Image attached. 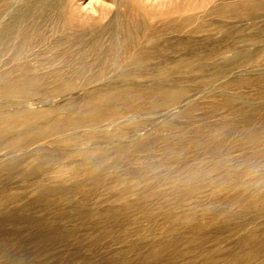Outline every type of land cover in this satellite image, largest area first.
<instances>
[{
  "label": "bare ground",
  "instance_id": "bare-ground-1",
  "mask_svg": "<svg viewBox=\"0 0 264 264\" xmlns=\"http://www.w3.org/2000/svg\"><path fill=\"white\" fill-rule=\"evenodd\" d=\"M61 1L25 0L13 12L7 13L3 17L0 16L2 17L0 19V53L8 52L7 57L2 58L0 56V92L12 96L16 91H19L21 94H25L23 97L30 96V98L22 100H15V98L13 99L10 96L7 99L5 97L1 99L0 96V105L15 106V109L12 112L10 111L11 113L4 114L5 116L0 117V232L9 231L12 236L21 240L20 243L24 244L28 239L34 238L38 233L54 231L55 226L59 222L61 223V221L70 217L68 216L70 214L68 208L73 204L72 199L75 195V187L73 184L54 186L53 183L57 182L59 184V181L64 182V180L66 181L65 177L69 175L74 176L84 171L87 177L83 179V183L90 186L98 185L100 182H105L104 184L107 185L106 183L111 181L125 184L124 186H127V183L130 186L129 178L137 176L141 179V177L145 178L148 174L150 176L147 179L152 183V169L155 168V171L156 168L170 170L174 166V163L168 161L171 155L170 144L173 142L186 139L191 140L192 148L190 152L197 159L189 165H179L182 171L180 173H185L186 175L175 177V179L171 178V183H169L170 181L168 182L170 185H164L163 189L152 193L149 202H147L148 200L145 203L140 202L141 204L135 202L136 204H140L143 210L150 206L163 209L168 206L169 199L184 197L190 190L196 192V189H201L200 182L194 178V175H190L192 174L188 169L190 165L194 164L198 168L207 167L208 157L229 158L231 152L234 150L239 153L238 157L242 160L240 163L237 162L235 166L238 169L250 153L264 151V114L259 117H255L254 115V111L258 109V107L254 106L255 103L259 102L261 104L260 108H264V64L258 65L259 62L264 60V0H223L222 2H218V4L216 3L210 6L205 14L199 15L196 18V26L193 29L191 28L190 34L187 35H182L183 24L187 23L192 17H182V13H178L181 17L179 20L172 19L167 23L157 26L151 24L147 26L137 19L135 12L131 11L125 14V12L127 13L126 9L122 12L119 11L118 1L122 0H115L117 9L111 12V20L109 21L110 30L103 31V26L101 25L100 27H91L86 33L80 34L77 31V26L67 23L69 17L66 10L61 6ZM175 1L177 2L178 0ZM81 6L83 5L81 4ZM85 7L83 6V8ZM127 7H129L128 4ZM96 8L93 7L92 11L97 12ZM186 11L188 12V9ZM199 12H202V10ZM169 17L167 18L168 20L171 19ZM189 22H192V20ZM208 28L213 31L216 29V34L210 35L212 33L210 32L209 35L198 36V32L203 29L210 31L207 30ZM186 32L188 33L189 30ZM110 58L113 59V64L110 66L107 65L108 68H105L106 66L102 62ZM184 58L189 59L190 62L184 63L182 69L174 71V69L168 66L173 61H182ZM31 60H34L36 64L30 65L28 62ZM38 69L42 71L39 72ZM184 71H190L192 74L190 73L191 75L189 77H184L182 76ZM106 75L108 76L105 77ZM77 76L86 77L88 82L81 84V86L79 85L82 88L85 87L81 90L83 91L81 94L68 98L64 93H68L69 91L70 94L76 86L67 80ZM228 76L230 77L224 83V87L236 89L241 94L254 100L255 103L253 101L242 102L236 97L226 94L224 92L226 89L224 91L220 90L216 93H210L215 87V83ZM41 87H49L51 92L59 94L56 96L60 97L56 107H50V101L52 102L51 97L41 98L40 95L31 97L33 93H40L39 89ZM203 94L204 99L201 100L202 102L197 101ZM56 97L55 99H57ZM164 103L169 106L167 112L164 111L165 108H158ZM33 105L39 108L34 110L31 107ZM99 107L113 109L117 114L120 113L121 116L113 118L111 115L100 116L98 114H90V111L92 113V111L94 112ZM180 107L186 108L185 111H182L183 113L181 112L180 114L178 112L180 114L178 117L182 119L189 116L190 113L197 111L199 108H202L203 111L199 109V112H197L200 113L202 111L201 116H199L201 117L199 123L196 125L186 124L182 121L181 123H166V127H164L168 129L164 133L162 131V134L158 131L150 130L145 137L142 136L141 138L137 134L138 132L134 135L128 133L131 138L125 141H123L124 138L121 140V136L125 132L123 131L125 126H119L121 123L120 120L124 118L131 120L130 118L132 116L135 117V115L126 114L127 112H131L134 109L152 108V111L148 113L144 112L140 115L144 117L145 114L151 116L159 114L160 118L165 120L164 114L171 115V113ZM212 114H215L213 118L210 117ZM137 120H140V118ZM141 123L140 125L142 126L144 123ZM84 124L89 126L91 130L92 128L119 127L115 129V133L112 135L113 137L108 140L105 135L99 132H85L83 131L84 128H81L83 130L80 131L79 128ZM136 126L139 128L138 125ZM224 126L229 127L224 131L222 130L223 132L215 133L217 129ZM164 127L161 125V129ZM94 129L92 131H95ZM70 130H75V135L72 137H68L70 132L68 135L65 134ZM133 133L135 132L133 131ZM84 140L88 141L85 145L87 143L90 144L85 148L77 145V142L83 141L84 143ZM51 141L52 143H49ZM152 145L155 146L152 147ZM185 146L184 144L183 147ZM26 150V155L21 156L23 154L21 152ZM142 157L148 160V167H137V161ZM54 168H57L56 172L60 176L57 179L48 177L49 171ZM229 168L231 166H226L223 171L227 172ZM217 169L219 170L220 166ZM14 178L16 181H14ZM138 180L137 182L140 181L139 183L141 185L143 181ZM226 181L228 182V180ZM132 182L134 183V181ZM12 184L21 185V187L26 186V184L34 185L31 200L19 205L17 202L25 197L15 193V195H8V189ZM252 184L251 180H248L244 184V187L236 191V194L242 195V191L251 188ZM102 188H99V190ZM131 188H133L132 185ZM113 189L110 191V195H112L111 192ZM31 191L33 190L31 189ZM131 191L130 193H132ZM119 195H122V193ZM139 195L140 191L136 196ZM206 196H210V194ZM256 198L257 200L252 198L250 200H242V204L239 203L242 206L236 212H224L223 224L228 225V228L232 231L243 230L248 227L247 225L249 223L252 224L255 220L264 219V194L260 198ZM224 199L226 201V198ZM120 200L123 201V205L128 203L124 202V198ZM8 202L13 203L14 206L5 208V204ZM132 202L133 200L131 204ZM185 203L187 202L185 201ZM79 204L83 205V203ZM118 205L120 206V203ZM194 206L196 207L197 205ZM44 207L49 209V215L44 214ZM175 207L177 208V206ZM195 207L194 210H196ZM133 208H131L132 211L137 210H133ZM136 208L138 207L136 206ZM218 208L222 209V207ZM102 212L105 214L104 218L106 217V213L109 216L112 212L116 213V216L118 213L115 211ZM118 214L124 218L122 216L124 213L122 215L120 213ZM89 215L91 214H87L86 218L82 220L92 221L93 217ZM207 215L214 216L211 214ZM116 216L115 219L117 218ZM100 217L97 219H101ZM199 217L201 216L199 215ZM144 218L146 217L144 216ZM213 219H216L215 216ZM82 220L80 221L81 223ZM96 221H93L94 224ZM177 221L179 223V220ZM98 223L103 222L98 221ZM112 223H114L113 220ZM170 223L172 224V222ZM72 224L74 225L75 223L71 222ZM81 225L83 226V224ZM57 226L59 227V225ZM112 228L113 230L115 229V227ZM144 228L143 226V230ZM198 228L196 227V229ZM202 228H204V225ZM205 230L207 229L205 228ZM244 231L239 241V249H213L206 254L198 256V258L196 257V264H264V249H246L250 242L264 246V234L256 235L250 229ZM151 232L154 231L151 230ZM226 234L228 233L226 232ZM105 237V240L108 239ZM202 239L207 242H211L214 239L211 229ZM12 240L5 241L4 245L9 246L17 242L16 240ZM165 242L164 244H166ZM106 245L108 244L106 243ZM104 248L106 249V247ZM109 248L105 252H86V250L84 252L68 253L67 261L70 264H140L142 261H148L152 264H181L183 260L189 258L197 250H142L143 248L141 250H135L134 247L129 249V246L120 250H113L114 247L109 250ZM206 248L209 249V247ZM3 250L7 249L5 248ZM51 250L44 249L45 253L37 256V261L33 262V264H53L51 263L53 259L56 260L62 256L59 251L57 252L60 254L57 252L54 253ZM22 256L25 259H29L30 257L26 254ZM1 264H15V262Z\"/></svg>",
  "mask_w": 264,
  "mask_h": 264
},
{
  "label": "rangeland",
  "instance_id": "rangeland-1",
  "mask_svg": "<svg viewBox=\"0 0 264 264\" xmlns=\"http://www.w3.org/2000/svg\"><path fill=\"white\" fill-rule=\"evenodd\" d=\"M24 1L25 0H21V1L20 0H0V16L3 17L7 13L13 12L16 9V7L18 5H20V4H22ZM76 1L77 0H64V1L62 0L61 1V6L66 10V13L68 14L69 18L67 20V23L77 26L78 33H80V34L86 33L89 28L95 27V26L96 27H98V26L100 27L101 25L103 26L102 27L103 31L111 29V27L109 26V21L111 20V15H112L111 12H114L115 9H117V4L115 3V0H113V1L112 0H104V1L103 0L102 1H100V0H86V1L85 0H80V2H79V0L77 2ZM222 1L223 0H178L176 2L175 0H158V1L157 0H122V1H118L119 5L122 4L120 6L118 5V9L121 12L125 11V9H126L127 13L125 12V14H128L131 11L135 12L137 14V19L140 20L142 23H145V25H147V26H150V24L157 26L159 24L167 23V22L171 21L172 19L179 20L181 18L179 14L182 13L181 14L182 17H184V16L185 17H190V18L192 17V19H190V20H192V22H189L190 21L189 20L187 23L183 24L182 35H187V34H190V31L196 26V22H197L196 18L199 15L205 14V12L207 10H209L210 6H212V5L216 4V3L218 4V2H222ZM226 1H231V0H226ZM80 3L84 7L85 6L86 7L83 8V6H81ZM132 3H134V4H132ZM95 4H96V6H95ZM127 4L129 5V7H127ZM92 6L93 7H97L96 8L97 12H93L92 11V8H93ZM130 6H132V7H130ZM195 8H196V10H195ZM122 9H124V10H122ZM187 9H188V12H190V13H188L186 11ZM190 9H192V11H190ZM200 10H202V12H199ZM196 11H198L199 14ZM173 12H175V13L171 14ZM170 15L171 16L173 15V16L171 17ZM189 15H192V16H189ZM2 17H0V19ZM123 17L125 18V16H123ZM168 17H169V19L170 18L171 19L168 20L167 19ZM124 21H125V19H124ZM3 23H4V21H3ZM184 27H186V28H184ZM204 29L201 30L200 32H198V36L209 35L210 32H212V33H210V35H212V34H216V32H217L216 29H214V31L211 30L210 28L207 29V30H210V31H206ZM188 30H189V32L187 33L186 31H188ZM7 54H8V52H2V53H0V56L2 58H5V57H7ZM188 62H190L189 59L184 58V59H182V61H173L168 66L171 67L172 69H174V71H176V70L182 69L184 63H188ZM28 63L30 65L36 64V62L34 60H31ZM102 63H103V65L106 66L105 68H108V66L113 64V59L110 58V59H108V60H106L105 62H102ZM176 63H177V65H176ZM260 64H264V60H262L261 62L258 63V65H260ZM175 65L179 66V67H176ZM38 70H39V72L42 71L41 69H38ZM156 70H158V69H156ZM190 73H191L190 71H184L182 76L189 77L192 74V73L191 74ZM108 75H106L105 77H107ZM230 76H228L225 79L223 78L219 82L215 83V87L213 88L215 91L212 89L210 91V93H216V92H218L220 90L224 91L226 89L224 91L226 94H230L231 96L236 97L238 100H240L242 102L253 101L255 103L254 100H252L251 98L241 94L236 89L224 87V83L226 82V80ZM67 81L70 82V83H73L76 86L74 91L70 92V94H69V91H68V93L67 92L64 93V95L66 97H68V98L74 97L77 94H81L83 92L81 90H83L85 88V87H83V88L80 87L81 84H85L86 82H88L86 80V77L83 78L82 76H80V77L79 76L71 77ZM39 90H40V93H33L32 95L30 94L31 97L38 96V95H40L41 98H43V97H47V98L49 97L50 98L51 97L52 102L50 101V107H56L58 105V103H59L58 99L60 98L59 96L56 97L57 95H59L58 93L51 92L49 87H41ZM51 94H52V96H51ZM204 94L201 95L200 96L201 98L199 97L197 99V101L200 102L202 99H204L203 98ZM24 95L25 94H21L19 91H16L15 94H12V96H10V94L8 95V94H6L4 92H0L1 99L4 98V97L7 99V97H9V96L12 97L13 99L15 98V100H22V99L30 98V96L23 97ZM55 97L57 99H55ZM53 98H54V100H53ZM167 105L168 104L164 103V104H161L160 107H158V108H160V109L165 108L164 111L167 112L169 110V106H167ZM9 106H11V105H9ZM9 106L0 105V113H2V114H0V117L11 113L15 109V106H11V107H9ZM254 106L258 107V109H256L254 111L255 112V114H254L255 117H259L260 115L264 114V108H262V109L260 108L261 104L259 102L255 103ZM31 107L34 110H37L39 108V107L37 108L36 105H33ZM160 109H158V110H160ZM185 109H186L185 107H180V108H178V110H176L175 112L171 113V115L164 114L163 116L165 117V120L164 119L162 120L160 118L159 114L152 115V116L145 114L146 117L144 115H143L144 117H142L140 115L141 113H144V112L148 113V112L152 111V108H148V109L147 108L146 109H134L133 110V111H135L134 113H133V111L127 112L126 114L135 115V117L132 116V118H130L131 120H129L128 118H124V119L120 120L121 123L119 124V126L120 127H122V126L124 127L125 126L123 131L126 132V133L123 132V135L121 136V140H123V138H124L123 141L129 140V138H131L129 134H133L134 135L137 132H138L137 134H139L141 136V138H142V136L145 137L147 135V132L150 131V130L158 131L160 134H162V133L166 132L167 129H168V128H165L166 127L165 126L166 123H181V121L185 122L186 124H190V125H192V124L196 125L197 123H199V121L201 120V117H199V116H201V112L203 111V109L199 108V109L202 110V111H200V113H197V112H199V109H198L197 111H194V112L190 113L189 116H187V117H185L183 119L178 117L181 114L182 111H185ZM164 111H163V113H165ZM3 112H5V113H3ZM90 114H98L100 116H110L111 115L113 118L121 116V114L120 113L117 114V112H115V110L110 109V108H105V107L104 108L103 107L96 108L94 110V112L92 111V113H91V111H90ZM158 116H159V118H157ZM214 116H215V114L210 115L211 118H213ZM139 118H140V120H137ZM142 119H144V120H142ZM132 120H134V121H132ZM148 120H150V121H148ZM135 121H136V123H135ZM147 121L149 122L148 125H147V123H148ZM141 122L144 123V124H142ZM145 122H147V123H145ZM140 123L142 124V126L140 125ZM136 125H138L139 128H137ZM161 125H162V127H164V126L165 127L161 129ZM119 126H114V127H109V128L106 127V128H100V129L99 128H95V129L92 128V130L93 129L95 130V131H92L89 128V126H86L84 124V125H82V127L79 128V130L82 131L83 129H81V128H84L83 131H85V132H87V131L89 133H94V132L98 133L99 132L100 134L105 135L106 139L110 140L113 137L112 135L115 133V129H117ZM140 126H141V128H140ZM86 127H88L90 130L88 128H86ZM227 127H229V126H224V127L220 128V129H217L215 131V133L223 132L224 130L227 129ZM103 129H105V130H103ZM127 129H128V131H127ZM131 129H133V130L131 131ZM142 129H144V130H142ZM133 131L135 133H133ZM69 132H70L71 135L69 134L68 137H72V136L75 135L74 134L75 130H70V131H68L65 134L68 135ZM86 142H88V141L84 140V143H83V141H80V142H77V145L80 146V147L83 146L81 148H85L88 144H90V143H87L85 145ZM49 143H52V141L49 142ZM184 144L186 145L185 147H183ZM170 145H171L170 154L172 155V157L170 155V158L168 159V161L174 163V166L171 167L170 170H166V169L162 170V169L156 168V171H155V168L152 169L153 170V172H152V183H151V181L149 182V180L147 179L150 176L148 174L147 176H145L146 179L144 177H141V179H139L137 176L129 178L128 180L130 181V184L132 185L133 188H131V185L128 186L129 184H127V183H126L127 186H124L125 184H121L119 182H114V181L107 182L106 183L107 185L104 184L105 182H103V183L100 182V183H98V185L95 183L96 185H91L90 186V185H85L83 183V179H85L87 177V175H86V173L84 171L83 172H79V173H77L74 176L73 175L72 176H70V175L66 176L65 177L66 181L65 180H64V182L59 181L58 182L59 184H57V182H54L53 183L54 186H57V185L66 186L68 184H71V185L73 184L74 187H75V195L73 196V199H72L73 200V204L68 208V210L70 211V214L68 216H70V217L66 218L64 221H61V223L59 222V224H57V225H59V227L56 225L55 226V230L52 231V232H49L50 234L48 232L47 233H38L34 238L28 239L24 244L20 243L21 240H18V238H15L14 236H12L11 232H9V231L8 232H0V264L1 263H7V262H13V263L15 262V264H33V262L37 261V258H38L37 256H40L41 253H45L44 249H49V250L52 249L51 251H53L54 253H56L57 251H59L61 253L60 254L59 252H57L58 254H60L62 256L58 257L56 259L57 261L55 259H53V261H51V263H53V264H62V263L63 264H70V262L67 261L68 253L84 252L86 250H87L86 252H88V251H91V252L92 251L105 252V251H108L107 249L109 247H111V248L114 247V249L112 248L113 250H116V249L120 250V249H123V248L125 249L126 246H129V249L134 247L135 250L136 249L141 250L142 248H143L142 250H144V249H147V250L148 249H197L196 252L191 254L189 258H186L188 261L185 259L181 263V264H183V262H184V264L185 263L186 264H188V263L196 264L195 259H197L198 256L206 254L208 251H212L213 249H235V248L239 249V246H240L239 245V241L242 238L241 235H243V233L245 232L244 230H249L250 229L253 232H255L256 235L264 234V219L255 220L252 224L249 223L247 225L248 227L246 229H243V230H233L232 231L231 229L228 228V225L223 224L224 223L223 222L224 221L223 220V217H224L223 214H225L226 212L231 213V212L238 211V209L242 206L241 205L242 204V200H246V199L250 200L251 198L257 200L256 197L260 198L261 195L264 194V157H262V156H264V151H260L258 153H256V152L250 153V155H248V157H246L247 160L245 158L244 161H243L244 163L242 162L241 163V167L238 168V169L235 168V166L237 165V162L240 163L242 160L238 157L239 153L237 151H234V150L231 152V155L229 157L230 159L229 158L208 157L209 159H207L208 160V166L207 167L198 168V167L194 166V164L190 165L189 166L190 168H188L189 171L192 172V174H190V175H192V176L194 175V178L197 179L198 182H200V185L202 186L201 189H196V192H192V190H190L187 193V195L184 196V197H180V198H177V199H169L168 206H166L163 209H158L156 206H152V207L150 206L147 209L143 210V207L140 204L141 203H145L147 200H148L147 202H149L150 201V196L152 195V193L160 191L161 189H163L164 185H167V184L170 185L169 183H171V181H170L171 178L175 179V177H182V176L186 175L185 173H180L182 171H181V167H179V165L180 166H182L183 164L184 165H187V164L189 165L190 163H193L197 159V157L194 156V154H192L190 152L191 148H192L191 140L189 141V140L186 139V140H182V141H178V142H173ZM153 146H155V145H152V147ZM176 152H177V154H175ZM21 153H23V154H21V156L26 155L27 150L23 151ZM174 154L178 155V156H175ZM211 159H212V161H211ZM218 159L221 162H219ZM235 159H236V161H235ZM188 160H191V161L188 162ZM146 166L148 167V160L147 159L145 160L143 157L139 158L138 161H137V167L144 168ZM219 166H220V169L218 170L217 168H219ZM226 166L227 167L231 166V168L228 169L229 171H227V172L225 171L224 172L223 170L225 169ZM57 168H54V169L50 170L48 177H52L53 179H57L58 176H59L58 173L56 172ZM172 168H173V170H172ZM179 169H180V171H179ZM232 169H234V170H232ZM177 170L179 171V173H178ZM253 173H255V174L253 175ZM201 175H202V178H201ZM203 175H204V177H203ZM205 175H207V176H205ZM192 176H190V177H192ZM230 176L231 177L233 176V178H231ZM197 177H200V178H197ZM223 177H225V178H223ZM136 178H138L139 180L143 181V182H141L142 186L139 183L140 181L138 179H136ZM222 178L224 180L225 179L228 180V182H230V183H228L226 180H225L226 181L225 182ZM242 178H244L245 181H244V179L242 180ZM137 180L139 182H137ZM248 180H251V182L253 183L252 187L249 188L248 190L242 191L243 192V193L241 192L242 195H237L236 191L239 190L240 188L244 187L245 186L244 184ZM14 181H16L15 178H14ZM129 181H128V183H129ZM132 181H134V183ZM116 183H117V185H116ZM235 183H236V185L237 184L238 185L236 186ZM79 184H81V185H79ZM118 184H119L120 187L118 186ZM104 185H105L106 189L104 188ZM100 186H102L104 189L102 187H100ZM136 186H138V187H136ZM107 187H109V188H107ZM99 188H102V189L99 190ZM134 188H136V189H134ZM138 188H140V189H138ZM31 189L33 191H31ZM95 189H96V191H95ZM112 189H113V191L116 190L115 191L116 193L112 191L111 192L112 195H110L109 193H110V191ZM101 190H103L105 193L103 191H101ZM138 190L140 191V195L136 196V195H138V192H139ZM130 191L132 193H130ZM33 192H34V185L26 184V186L21 187V185L12 184V186L8 189V193L7 194L8 195H15V194L23 195V197H25V198H22V200L17 202L20 205L21 203L25 204L28 201H30L31 200V195H32ZM205 192H209V193H205ZM113 193H115V194H113ZM120 193H122V195L123 194H125V195L124 196L119 195ZM208 194H210V196H206ZM216 195L217 196L220 195V196L217 197ZM91 196L93 197V199H92ZM119 196H120V198H119ZM89 197H91V198H89ZM134 197H136L138 201L136 200V198L134 199ZM123 198H124V202L125 203L128 202L127 204H124V205L122 204L123 201L120 200V199H123ZM224 198H226V201H225ZM128 199H129V201H128ZM189 199H191V200H189ZM77 200H79L78 201L79 203H83V205L79 204L77 202ZM132 200H133V202L131 204ZM207 200H208L209 204H208ZM94 201H96V202H94ZM110 201H112L114 203H112ZM117 201H118V204L120 203V206L117 204ZM185 201L187 203H185ZM129 202H130V204H129ZM135 202H139V203L141 202V203L140 204H138V203L136 204ZM108 203H111V204H108ZM239 203H241V204H239ZM5 205H6L5 208H11L12 206H14L13 203H9V202L6 203ZM95 205H97V206H95ZM111 205H114V206H111ZM194 205H197V206L195 207ZM136 206L138 208H136ZM175 206H177V208ZM88 207H89V209H88ZM123 207L126 208V209H124ZM133 207H135V208H133ZM194 207L196 208V210H194ZM218 207H222V209H219ZM120 208H122V209H120ZM131 208H133V210H135V209H137V210L132 211ZM183 208L186 209V210H184ZM217 208H218V212H217ZM116 209H117V211H116ZM213 209H215V210H213ZM102 211H105V212L106 211H115V212L120 213V215H122V213H124L122 215V216H124V218L120 217L118 213H117V216H116L115 215L116 213H114V212H112V214H110V216L113 215V216H111L113 218H111L107 213H106V217L107 216H109V217H107V218L105 217L104 218L105 214H103L104 212H102ZM43 212H44V214H48L49 213V209L47 207H44L43 208ZM191 212H193L194 214L191 213ZM96 213H97V215H96ZM136 213H138V214H136ZM87 214H91L89 216L93 217L92 221L82 220V219L86 218ZM207 214L214 215L216 219H213L214 216H210V215H207ZM102 215H103V218H102ZM131 215H133V216L131 217ZM196 215H197L198 219H196L197 218ZM199 215L201 217H199ZM204 215H205V218H204ZM115 216L117 217L116 219H115ZM144 216L146 218H144ZM99 217L101 219H97ZM183 219H186L187 221L183 220ZM81 220H82V223L80 222ZM95 220H97L95 222L96 225L93 222ZM112 220L114 221L115 224L112 223ZM174 220H175V222H174ZM177 220H179L180 225H179ZM98 221H101L103 223L99 224ZM199 221H200V223H199ZM71 222L72 223L74 222L75 224L74 225L72 224L73 225L72 226ZM90 222H91L92 225L89 224ZM170 222H172V224ZM181 222H183V223H181ZM193 222L196 223V224H194ZM217 222H218V224H217ZM81 224H83V226ZM111 224H113V225H111ZM119 224H122V225H119ZM203 225H204V228H202ZM79 226H81V227H79ZM143 226L145 227L144 230H143ZM259 226H260V228H259ZM90 227L92 228L93 232H92V230H90L91 229ZM112 227H115V229L113 230ZM135 227H137V228L142 227V228H139L140 230L139 229L137 230V228H135ZM196 227L197 228L199 227V228L196 229ZM81 228H82V230H81ZM101 228H103V229H101ZM205 228L207 230H205ZM258 228H259V230H258ZM72 229H73V231H72ZM97 229H99V230H97ZM201 229H203L202 232H201ZM210 229L213 232L214 239L211 240V242L209 241L210 242L209 243L207 241H203L202 238L204 237V235L207 232L210 231ZM151 230H153L154 232H151ZM166 230L168 232L169 231L170 232L168 233ZM189 231H190V233H189ZM226 232L228 234H226ZM3 233H4V235H3ZM93 233H95V234H93ZM152 233L153 234L155 233V234L153 235ZM188 233L190 234V236H189ZM161 234H162V236H161ZM163 234H165V235H163ZM103 235H104V237L106 236L105 238H108V239L105 240ZM93 236L95 238L96 237L97 238L95 239ZM153 236H154V238H153ZM193 236L194 237L196 236V238H194ZM87 237H88V239H87ZM89 237H90V239H89ZM91 237H92V240H91ZM136 238H138V239H136ZM169 238H171V239H169ZM181 238H182V240H180ZM12 239L16 240L17 242L15 241L16 242L15 244H12V245H9V246H5L4 245L5 241L12 240ZM195 239H196V242H195ZM92 241L93 242L97 241V242L93 243ZM134 241H136V242H134ZM175 241H176V244H175ZM187 241H188V244H187ZM89 242H91V243H89ZM99 242H100L101 245L99 244ZM113 242H115V243H113ZM153 242H155V243H153ZM156 242H157V244H156ZM164 242L166 244H164ZM34 243H36V244H34ZM106 243L108 245H106ZM119 243H122V244H119ZM123 243H124V245H123ZM168 243H169V245H168ZM250 243L248 244V247L246 249H251V248L252 249H264V246H259L258 244H254L253 242H250ZM50 244H52V245H50ZM97 244H99V245H97ZM109 244H111V245H109ZM161 245H164V246H161ZM232 245H233V247H232ZM168 246H170V247H168ZM104 247H106V249ZM206 247H209V249L206 248ZM5 248L7 250H3ZM94 248H96V249H94ZM100 248H102V249H100ZM111 248H109V250H111ZM79 249H80V251H79ZM127 249H128V247H127ZM197 253H200V254H197ZM24 254L30 256L29 259H25L22 256ZM190 259H193V260H190ZM146 263L147 264H152V263H149L148 261L140 262V264H146ZM164 264H169V263H164ZM170 264H176V263H170ZM178 264H180V263H178ZM252 264H256V263H252Z\"/></svg>",
  "mask_w": 264,
  "mask_h": 264
}]
</instances>
